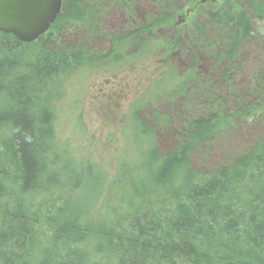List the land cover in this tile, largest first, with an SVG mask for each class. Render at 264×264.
<instances>
[{
  "label": "trees",
  "instance_id": "16d2710c",
  "mask_svg": "<svg viewBox=\"0 0 264 264\" xmlns=\"http://www.w3.org/2000/svg\"><path fill=\"white\" fill-rule=\"evenodd\" d=\"M63 4L33 43L0 32V264H264V138L210 175L192 169L193 154L227 130L234 110L202 114L175 131L159 113L147 128L139 107L135 157L120 162L116 204L93 215L89 197L75 199L87 167L60 142L56 105L69 76L95 59L77 46H54L50 35L65 25L91 26L94 11L83 0ZM263 4L252 0L233 19L230 59L256 40ZM152 24L113 50H136ZM171 91L149 99L158 108ZM251 93L263 100L245 96L236 115L262 107L264 68Z\"/></svg>",
  "mask_w": 264,
  "mask_h": 264
},
{
  "label": "rangeland",
  "instance_id": "374dc122",
  "mask_svg": "<svg viewBox=\"0 0 264 264\" xmlns=\"http://www.w3.org/2000/svg\"><path fill=\"white\" fill-rule=\"evenodd\" d=\"M83 1L94 11L92 25H65L50 37L54 46H77L95 59L69 76L66 97L56 105L60 142L68 143L87 167V181L73 196L89 197L93 215L116 204L120 162L135 157L131 135L135 111L141 106L144 122L159 113L170 119L175 131L202 114L234 110L228 115L227 130L193 154L192 169L202 175L212 174L264 138V103L253 114L236 115L245 96L263 100L251 91L264 68V20L257 22L256 40L246 42L236 58L226 55L236 33L233 19L241 9L251 10L252 0L198 6L179 26L180 17L200 0ZM151 24L156 26L140 36L144 43H137L136 50H113L114 43L128 41ZM169 87L170 95L156 99L155 108L149 96ZM146 127L154 129L148 123ZM175 139L172 136L169 143Z\"/></svg>",
  "mask_w": 264,
  "mask_h": 264
},
{
  "label": "water",
  "instance_id": "95a60500",
  "mask_svg": "<svg viewBox=\"0 0 264 264\" xmlns=\"http://www.w3.org/2000/svg\"><path fill=\"white\" fill-rule=\"evenodd\" d=\"M62 11L63 0H0V32L33 43L50 30Z\"/></svg>",
  "mask_w": 264,
  "mask_h": 264
},
{
  "label": "flooded vegetation",
  "instance_id": "af4514ba",
  "mask_svg": "<svg viewBox=\"0 0 264 264\" xmlns=\"http://www.w3.org/2000/svg\"><path fill=\"white\" fill-rule=\"evenodd\" d=\"M208 4H211L213 6H217L218 5V1L217 0H205V1L200 0V2L196 5V7L195 6L194 7H190L189 9H187L186 13L180 17V20H182V23L178 24V26L181 25V24L185 25V23L187 22L188 18L190 16H192L196 12V10H197L196 8L198 6H205V5H208Z\"/></svg>",
  "mask_w": 264,
  "mask_h": 264
},
{
  "label": "bare ground",
  "instance_id": "6f19581e",
  "mask_svg": "<svg viewBox=\"0 0 264 264\" xmlns=\"http://www.w3.org/2000/svg\"><path fill=\"white\" fill-rule=\"evenodd\" d=\"M63 6H64V4H63ZM51 29V28H50Z\"/></svg>",
  "mask_w": 264,
  "mask_h": 264
}]
</instances>
